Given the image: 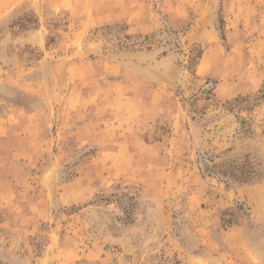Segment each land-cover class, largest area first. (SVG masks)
Masks as SVG:
<instances>
[{
  "label": "rangeland",
  "instance_id": "374dc122",
  "mask_svg": "<svg viewBox=\"0 0 264 264\" xmlns=\"http://www.w3.org/2000/svg\"><path fill=\"white\" fill-rule=\"evenodd\" d=\"M0 264H264V0H0Z\"/></svg>",
  "mask_w": 264,
  "mask_h": 264
}]
</instances>
